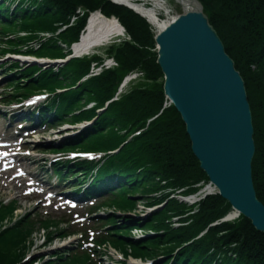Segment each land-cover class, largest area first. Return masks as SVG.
Instances as JSON below:
<instances>
[{
  "label": "trees",
  "instance_id": "1",
  "mask_svg": "<svg viewBox=\"0 0 264 264\" xmlns=\"http://www.w3.org/2000/svg\"><path fill=\"white\" fill-rule=\"evenodd\" d=\"M200 1L245 80L255 128L253 179L257 195L264 203V0ZM80 8L84 11L82 16L77 14ZM97 10L113 21L121 22L131 37L129 41L109 45L106 50L110 57L115 58L117 66L105 68L100 74L84 79L93 63H103V56L75 57L57 67L28 65L25 66L28 71L21 77L22 83L15 84L16 94L12 91L9 96L26 97L46 90L53 93L55 99L49 109L53 119L43 109L45 120L57 122L63 119L62 122L71 123L94 121L79 137L68 139L66 149L114 151L121 147L127 135H133L120 151L109 154L103 165L96 166L93 186L110 189L114 183L121 182L114 195L121 198L130 192L123 208L132 210L137 204L132 196L142 193L148 181L155 183L149 185L151 196L146 204L151 207L164 204L163 208L147 218L124 217L127 225L123 228L146 225L161 231L141 241L128 239L136 256L158 257L153 264H264V232L257 230L243 215L222 222L221 219L233 208L219 193L207 195L195 204L172 196L176 192L182 195L196 193L210 179L193 153L181 114L173 104H168L164 73L157 61L158 51L152 50L156 49L155 34L143 17L111 0H29L27 5H17L15 25L2 20L0 26L3 32L14 31L17 25L26 32L10 39V51L66 59L72 53V44L81 41L80 36L85 32L90 14ZM1 12L4 15L0 9ZM76 14L78 20L72 23ZM59 23L68 27L59 31L62 27ZM42 31L51 33V37L43 39ZM33 40L39 44L37 47H32ZM25 47L27 51H23ZM134 71L143 72V75L133 81L125 92L119 93L123 79ZM10 80L16 79L11 77ZM61 88L66 91L59 92ZM90 101L94 102L91 108L87 107ZM107 103L108 108L98 113L97 109L105 108ZM147 121L151 123L144 130ZM95 146L107 148L94 149ZM93 166L89 162H79L69 167V172L80 167L83 170L79 178H87ZM58 171L63 172L62 169ZM110 191L113 192V189ZM152 192L159 194L156 196ZM114 195L107 205L121 201ZM15 207L0 202V224L5 218L13 216ZM172 216H179L184 225L173 227ZM110 217L117 222L114 214ZM17 220L0 232V264H18L29 250L31 242L28 238L36 223L32 219L28 222L27 218ZM48 221H42L40 225L49 229ZM215 222L219 223L214 225ZM51 227L59 228L55 221ZM113 240L121 246L126 244L122 239ZM50 241L48 235L47 243L50 244ZM66 253L68 259L61 260L60 264H98L88 254ZM36 260L21 264H33ZM56 262L59 261L43 264Z\"/></svg>",
  "mask_w": 264,
  "mask_h": 264
},
{
  "label": "water",
  "instance_id": "2",
  "mask_svg": "<svg viewBox=\"0 0 264 264\" xmlns=\"http://www.w3.org/2000/svg\"><path fill=\"white\" fill-rule=\"evenodd\" d=\"M193 1L194 9L183 7L155 36L165 94L181 114L211 185L231 203L235 214L229 215L242 214L264 232V203L253 179L255 128L245 80L204 5ZM76 44L67 60L44 63H66L79 55Z\"/></svg>",
  "mask_w": 264,
  "mask_h": 264
},
{
  "label": "rangeland",
  "instance_id": "3",
  "mask_svg": "<svg viewBox=\"0 0 264 264\" xmlns=\"http://www.w3.org/2000/svg\"><path fill=\"white\" fill-rule=\"evenodd\" d=\"M1 1L4 2L2 4L0 3V9L4 12V15L2 12L0 13V21H2V20H3V22L8 21V23H11L13 25H15V23H17L15 21L16 16H18L17 12H15L17 5L29 4V0H0V2ZM176 1L175 0H164L167 7L169 8L168 9L169 11L166 13H164L163 11L159 12L160 19L166 20L167 18L174 17V16L183 12V4L181 2H179L178 0H176ZM144 3H145V1H144ZM147 3L149 5H151V3H149L148 1L146 2V4ZM8 8H9V11H8ZM79 11H80V9H77V14L79 16H82L83 14L80 13ZM77 14L74 15V17L72 18V23H74L76 20H78L79 16ZM139 15L141 17H143L148 22L149 19L147 17H144L141 14H139ZM74 18H75V21H73ZM59 25L62 26L59 31H62L64 29H66V27H68V25H64L62 23H59ZM112 28H113V30H112L113 33L111 35H109V37H107L108 39L106 41L103 39L99 40L96 43H94L91 47V52H99V53L103 54L104 61L107 59V57H109V55L107 54V51H106L108 47H105V46L109 45L112 42H116V40L118 42H121L123 40H127V41L131 40V37L129 36V33L127 32V29L125 27H124V29L126 30V33L119 26H117L116 29L114 27L110 26L108 28V30L110 31ZM151 30L156 35L157 28L151 26ZM45 32H47V31H42V33L45 34V37H43V39H45L46 37H51V35H52L51 33H48V32L45 33ZM25 34H26V32L21 31L18 25H17V27H15L14 31H10V32H3V29H1V26H0V106H1L0 111H2V114H1L2 116H0V125L2 126L3 133L10 131V130H13L14 122H13V119L11 116L20 107V103H19L17 97H14V96L9 97V95L12 91H13V93L16 94V91L14 90L15 84L16 83L21 84L23 81V79L21 77H23L24 73L28 71V70H25L27 67L24 66V64L26 62L17 61L16 59H13V58L9 57V55H7L8 53L13 52V51H10L11 49H10V47H8V45H10V43H11L10 39H15L17 36H21V35H25ZM31 45H32V47H37L39 44L35 40H33ZM152 50L153 51L157 50V46H156V49L153 48ZM23 51H27V47H25L23 49ZM26 54H28V53H26ZM31 55L39 57L38 55H35V54H31ZM109 58L113 59L112 57H109ZM27 61L44 64L43 62H37V61H31V60H27ZM112 63H113V65L117 64L116 62H112ZM52 65H57V64H52ZM26 66H28V65H26ZM96 68H98V66L94 67V69H96ZM91 72H92V69L90 70L89 74H91ZM132 73L133 74L136 73L137 75L133 76V80L129 81V83L126 85L125 88H123V83H122L120 85V88H119V93L125 92L128 88H130L131 83L133 81L138 79L139 76L143 75V72H140V71H134ZM89 76H93V75L91 74ZM11 77H14L16 80H10ZM79 81L80 80H78L77 83H79ZM77 83L75 86H77ZM55 90H58V89H55ZM42 91H46V90H42ZM49 91H51V90H49ZM58 91L64 92V91H66V89L61 88ZM18 92H19V90H17V93ZM44 96H47V95H44ZM53 97H54V95H53ZM54 99L55 98H52L51 100L45 101L43 103L42 112H43V109L48 111L49 114L51 115L50 119H53L52 113L49 111V109L52 106ZM21 103L24 105L26 103V101H24V99H21ZM168 104H170V103L168 102ZM93 106H94V102H91V101L88 102L87 107L91 108ZM108 106L109 105L107 104L105 108L97 109L98 110L97 112L98 113L104 112L108 108ZM62 120L63 119H61L60 121H57L53 124H47L46 125L47 127L40 128L36 134V142H32V144H30L29 146L31 148L38 150V151H43L44 149H51L53 147H60L62 144H63V146L67 145L69 142L68 139H70L69 137L75 133L79 134L83 129V128H81L82 125L87 124V123H78V124L73 125V124L69 123L70 125L68 126L67 124H64L65 122H68V121L62 122ZM86 121H88L89 123H92V121H89V120H86ZM150 123H151V121L150 122L147 121L144 130L149 128ZM52 126H53V128H52ZM125 134L126 133H124V135ZM130 134L127 135L128 138L126 137L124 142L122 144H120L121 147L119 149H116L114 151H108V152H112V154H114V153H117L118 151H120V149L123 147L124 144H127L129 141L132 140L133 135L130 136ZM79 136L80 135H77L76 137H79ZM95 136L98 137V135H95ZM100 148H107V147H96V146L94 147V149H100ZM89 149H90V145H89ZM95 151L96 150H87V152H95ZM104 162H103V164H104ZM27 163H29V162H27ZM46 166L48 167V164ZM30 169H32V167ZM49 176H50V174H49ZM122 179H124V177H122ZM59 181H60V178H59ZM147 183L148 184H146V187L144 188L142 193L138 192L137 194H134L132 196V198L136 199V201H137L136 207L132 210H127L126 208H123L124 200H125V198L129 197L130 192L127 194H123V196L121 198H119L118 195H114L117 192V190L119 189L118 187H119V185H121V182L120 183L116 182L113 184V190H114L113 192H106L101 196L100 199H97V202H99V205H102V204L107 205V203L110 200V197L112 195H114L115 198H117L118 200L119 199L121 200L120 202L115 203L116 206L112 204L111 206H109L107 208L101 207L100 209H96L94 211L95 213L86 214L87 212L91 213L90 205L92 203L91 201H87L86 203H84L83 209H81L79 207V208L73 210V212H72L73 214L78 213L82 217L87 218V222L85 223V225L75 224L74 222H72L74 225L73 227L79 228L80 230H85L86 232H88L86 230V228L89 227L93 231H95V232L97 231L95 233V236L97 235V233L102 228V223L105 221L106 215L109 214L107 211L115 212L114 217L117 221L116 225L122 227L119 230L120 231H123V230L127 231V233L125 235L123 233H121L120 231H118V233L120 234L119 238L116 235H112V237H113V239H115V238L124 239L126 244H128V245L125 244V246H121L119 243H112V244L105 245V247L102 249L103 253H100L101 255L97 252L95 253L94 258L97 261L101 260V262H103L104 264H113V263L114 264L115 263H121L122 264L121 260L124 261V264H146L148 262V260L152 261L153 263H154V259L157 260L158 257L157 258H155V257L154 258L153 257H151V258L143 257L142 258V257L136 256V254L134 253V249L129 246L130 240H128V239H135V237L137 236L136 232L133 231L136 227H133L132 229H130L129 227L123 228L127 225V220H125L124 217H138V218L142 217V218H144V216L148 217L151 215V213L155 212L156 210H161L163 208L164 204H158V205L154 204V205H152V207L149 206L148 204H146V200L148 198H150V196H151L150 193H148L149 192L148 190L150 188L149 185H155V183L153 181H148ZM4 184L0 180V196L5 197V198H10V197L12 198L13 197V198L17 199L18 202L13 204L14 206H16L13 216L5 218L4 221L0 224V232L3 231V229H5L8 226L14 225V223L16 222L17 219L20 221H24L25 218H27V221L30 222L28 219L30 216L34 219L33 221L36 222L35 229H34L33 233L30 234V236L28 238L29 241L32 243V245H31V243H29V250H27L23 254L22 258L20 259V260H22L20 263L24 262L25 260L32 261L35 258H37L38 260L34 261L33 264H43V262L53 261V260L59 261V262H56L54 264H60L61 260L68 259L67 258L68 254L66 253L67 248H76L78 246V242L80 241V239H82L81 238L82 234L79 233L76 237H70V238H72V239H70L68 237H65L69 233L68 225H66L63 222H60L58 225L59 228L56 229V228L51 227V223L54 220L58 221L59 219H63V218L74 221L76 219V217L74 218V215L70 214L69 211H63V210L56 211L54 208L40 209V207L37 206V204H36L37 202L35 200H32L31 198H25L22 195V193L17 192L19 190L18 188L20 187V183L14 182L12 186L8 185V184L7 185H4ZM152 193L156 194V196L159 194V193L157 194L155 192H152ZM196 199H199V198H196ZM104 211H106V212H104ZM233 212H231V214ZM45 216H47V218H49V219H47V220H49L48 222L50 224L49 229H47V227L39 224V222L42 221L39 219L43 218ZM157 216H159V214H157ZM79 217H77V218H79ZM228 217H229V214H228ZM109 218L111 219V217H109ZM231 218H234V217H231ZM170 220L172 222L171 224L173 227H178V226L183 224L181 222V219L179 216H172L170 218ZM152 224H153V221H152L151 225ZM134 225H136V224H134ZM139 227H141V225L138 226L137 228H139ZM141 228L144 230L142 232L144 234L141 235V237H139L142 240L146 239L148 237H151L152 235H155L157 232H161V231H156V230L152 229L151 227H146V225L144 227H141ZM48 235L51 237V241H50L51 243L50 244L47 243ZM141 239H140V241H141ZM162 253H164V252H162ZM58 258H59V260H58ZM62 264H64V262H62ZM78 264H83V262L82 263L79 262Z\"/></svg>",
  "mask_w": 264,
  "mask_h": 264
},
{
  "label": "bare ground",
  "instance_id": "4",
  "mask_svg": "<svg viewBox=\"0 0 264 264\" xmlns=\"http://www.w3.org/2000/svg\"><path fill=\"white\" fill-rule=\"evenodd\" d=\"M111 1L118 4L130 5L134 7L139 13L145 15L154 25H156L158 29L167 25V23L163 19H160L159 16V12L163 11L164 13H166L169 11L168 10L169 8L167 7L164 0H111ZM147 1L151 3V5H149L148 3L146 4ZM178 1L181 2L183 4V7H185L186 9H194L196 6L193 0H178ZM110 26L114 27L115 29L117 28V26H119L120 28L123 29L122 25L119 22L113 21L112 19L104 15L100 10L91 13L87 20L85 32L82 35V40L77 42L78 44H76L75 46L76 53H78L79 55H86L92 53L91 47L94 43L102 39L106 41L108 39L107 37H109V35L113 33L112 32L113 28L110 31L108 30ZM28 63L29 61H27L26 59V63L24 64V66L29 65ZM30 63L33 64L34 62H30ZM199 200L193 202L192 204H195ZM37 206H39V204ZM234 213L235 212H233L231 215H233ZM231 215H229V219L227 220H233L239 216V215L236 217L233 216L234 218H231L232 217ZM134 231L136 233L143 232L142 230L139 229ZM135 238L140 239L138 235Z\"/></svg>",
  "mask_w": 264,
  "mask_h": 264
}]
</instances>
